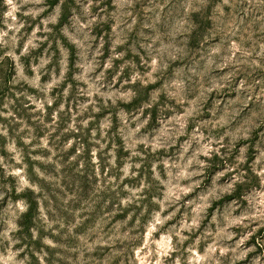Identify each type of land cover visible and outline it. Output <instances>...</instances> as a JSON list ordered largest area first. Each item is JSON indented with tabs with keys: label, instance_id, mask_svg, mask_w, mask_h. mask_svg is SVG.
Returning a JSON list of instances; mask_svg holds the SVG:
<instances>
[{
	"label": "rangeland",
	"instance_id": "1",
	"mask_svg": "<svg viewBox=\"0 0 264 264\" xmlns=\"http://www.w3.org/2000/svg\"><path fill=\"white\" fill-rule=\"evenodd\" d=\"M0 264H264V0H0Z\"/></svg>",
	"mask_w": 264,
	"mask_h": 264
}]
</instances>
